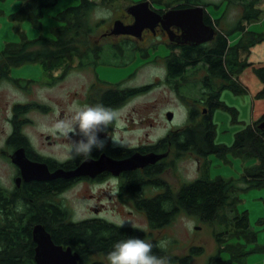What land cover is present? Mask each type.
I'll return each instance as SVG.
<instances>
[{"label": "trees", "instance_id": "1", "mask_svg": "<svg viewBox=\"0 0 264 264\" xmlns=\"http://www.w3.org/2000/svg\"><path fill=\"white\" fill-rule=\"evenodd\" d=\"M56 1L22 0L21 7L12 11L10 17L14 22V28L20 32L21 39L7 42L0 50V82L3 79H10L25 85L29 80L36 79L14 77L10 74L15 66L24 65L27 62L41 64L42 71L49 75L54 68L71 63L73 58L83 61L84 57L87 62H99L104 49L96 42V39L92 44L90 43L95 37L92 33H95V30L102 25L104 19L92 22L90 20L94 9L110 5L112 0L98 2L79 0L74 6H65L55 16L57 23L52 27L51 36L42 33L35 38L28 37L21 28V24L28 21L34 28H42L41 19L45 14L44 8L54 5ZM154 1L161 4L162 0ZM171 1L176 0H168L164 5L167 6ZM222 2L223 0H220L215 5H220ZM263 2L264 0H224L227 8L218 13L216 18L206 10L204 14L211 20L215 19L217 23H221L231 3L241 6L242 12L239 14L241 18L230 25L226 29L228 31L222 32L218 40L208 45L203 52L194 47L187 50V53L179 56L173 54L168 58L172 77H177L182 72L193 71L194 69L186 64L196 63L198 59L203 61L202 65L208 71L201 80L202 88L204 87L201 91L202 96L190 99L185 95L190 103V113L178 131L183 136L181 147L191 148L200 155H204L206 166L209 161L207 156L211 152L223 156L230 151L231 154H239L245 158L253 156L257 162L244 166L243 171L236 177L218 174L210 177L208 174L201 173L195 179L183 181L178 189L170 188L159 197L137 199L145 210L148 225L152 227H160L171 222L180 211L193 214L198 220L213 222L218 219L224 225L228 224L225 230L218 228L214 230L218 239L217 250L207 257L206 264L240 261L250 250L244 247V243L239 238L244 234L248 240L257 236L252 229L249 230L248 211H239L236 206L241 199L237 193L239 189L248 190L252 186L264 185V127H259L260 121L264 119V112L258 119L236 130L235 138L230 145L215 141V122L212 114L215 108L225 106L236 118L238 109L224 102L221 98V90L227 87L232 91L242 92L245 87L238 79V75L246 66L253 67L256 76L264 82V60L252 62L249 59L251 47L264 41V9L259 6ZM191 3L206 5L209 2L183 0L180 6H189ZM244 21L247 22L246 26ZM256 23H261V27L253 29L248 26ZM234 33L239 35L231 39ZM108 46L112 48L113 44L109 43ZM109 56L111 57V53ZM146 56L142 54L141 58ZM261 96H264V84L256 93V97ZM198 101L202 102L206 111L201 112L200 108H197ZM22 106L23 103H16L14 109ZM17 112L23 113V110L19 109ZM198 115L200 116L197 119ZM20 122L21 119H13L15 130L6 141L9 148H16L17 140H21L25 142L26 149L29 150V142L19 128ZM0 155L4 156V152L0 151ZM127 174L125 187H128L129 191L126 190L134 195L139 192L140 187L137 184L139 185L142 181L141 174L138 170L127 172ZM64 184L68 182L61 176L54 180L33 178L31 181H25L22 192H16V187L13 190L7 188L0 180V264H36L34 255L36 242L33 240L32 226L37 221L42 222L51 231L55 242L70 245L72 249L80 253L79 264H99V259L92 258L93 255L90 256L92 253H109L116 242L128 237H137L151 242L154 245L153 253L171 262L188 264L192 256L204 250L202 244L195 243L191 244L188 252L183 255L174 254L168 246L160 249L155 247L160 241L143 235L141 226H138V229L128 225L119 228L104 219L85 220L82 223L68 221L66 207L53 198L58 188ZM231 211H235V214ZM224 252H229L227 258H224Z\"/></svg>", "mask_w": 264, "mask_h": 264}, {"label": "rangeland", "instance_id": "2", "mask_svg": "<svg viewBox=\"0 0 264 264\" xmlns=\"http://www.w3.org/2000/svg\"><path fill=\"white\" fill-rule=\"evenodd\" d=\"M99 1V0H95ZM129 0H112L110 5L102 6L97 9H94L90 22L99 21L104 19L103 23L95 33L99 36L102 32L111 30L113 26V17L116 14V9L114 6L118 3H127ZM131 1V0H130ZM136 1V0H135ZM160 1V0H159ZM168 0L160 1V7L165 4ZM181 3V0L171 1V5H176L178 2ZM209 2L206 4V8L211 12L212 17L216 18L217 14L226 9L224 0L220 5H215L216 2L220 0H204ZM79 0H57L54 5H51L48 8H44V16L42 20V28H34L29 24L28 21L23 22L21 28L26 32L25 34L28 37L35 38L39 34H46V36L52 35V27L56 25L57 21L56 14L60 12L65 6L71 5L74 6L78 3ZM168 3V6H170ZM264 3V2H263ZM260 3L259 6L264 8V4ZM156 4V3H155ZM22 0H0V50L5 46L7 42L19 41L20 32L16 30L13 26L10 14L12 11L21 7ZM119 11V9H118ZM242 12L241 6L236 3H231L227 13L223 16L219 27L223 32L228 30L230 25H233L237 19L241 18L239 14ZM213 21H216L212 18ZM245 26L247 22L244 21ZM251 28H260L261 23H256L255 25H248ZM238 33L231 35V39L234 38ZM98 38L96 42L104 49L103 55L99 58V64L96 65V71L99 73V76L104 80L113 81L114 78L121 75L118 73H113L114 60L109 56L110 47L108 46L111 43L110 35L103 36V38ZM239 35V34H238ZM95 38H92V44ZM256 50H252V54H249V58H257L259 56H264V41L257 45ZM254 48V49H255ZM250 53V52H249ZM94 55H92L93 57ZM91 58V57H90ZM150 58V57H149ZM137 59L138 58H134ZM258 61L264 60V58H258ZM141 61V60H139ZM72 62H78V59L73 58ZM161 64V63H159ZM41 64L34 62H27V64L15 66L10 74L12 76H23V78L35 77L36 79L42 80L41 82H32L28 89H23L18 85H14V82H11L10 79H3L0 82V147L4 144L3 138L8 133V116L10 110L16 100H28L36 99V101H44L49 103V108L47 111H41L40 109H31L28 112V115L32 118L33 121L29 122L26 126V130L31 132V137L35 141V145L38 150L41 152H46L60 158H65L69 156V147L72 143L70 139L64 138L59 134H55L53 143L44 136L45 133H53L51 129L59 120H66L71 116V109L74 105H92L83 100V94L86 89V85L92 81L94 74L92 69L88 68H74L71 69L67 74V77L64 79H57L53 83L50 82V76L48 73L42 71ZM250 70V69H249ZM139 80H143L147 77H153V71L150 67H143L139 71ZM192 73V71H190ZM251 71L245 69L241 75H245ZM250 74V73H249ZM247 75V74H246ZM198 75H194L188 81H181V86L179 91H176L175 87L171 84H159L153 87L152 89L145 91L143 94H140L136 98V102L128 107L127 111H130L131 115L135 117V126L132 131H120L119 133H114L112 127L108 130L107 135L118 136L122 142L127 144H132L133 142L139 140V138L145 137V130H149V133H157L160 129L159 126L161 122L159 121L158 128H153L149 123H142L144 115L146 119L161 117L164 110L167 108H173L177 112V116L169 122L167 117L163 119L165 126H170L172 123H178V126H182L186 121L188 115V105L187 97L194 99L195 97L202 96L201 79ZM136 77L133 79V81ZM240 79V78H239ZM242 84L245 87L242 92L232 91L230 88H223L221 90V98L224 100L228 106H235L238 109V114L236 118L233 117V112L225 106L220 108H215L213 112V120L215 122V141L217 143H226L231 144L235 138V131L240 127L246 126V124L252 120L259 118L260 114L264 112V103L261 100H264V96L256 97L259 98L256 107V113L254 116V105H253V92H252V82L251 78L246 77L242 78ZM186 95V96H185ZM147 104L144 105V103ZM150 103V104H149ZM141 106L140 110L138 105ZM94 105V104H93ZM190 105V103H189ZM197 108H200L201 112H204V105L201 101L197 102ZM133 106H135L133 108ZM138 109V110H137ZM200 115H198L197 119ZM129 118L125 119L127 124H130L132 120ZM142 120V122H141ZM143 126L142 130H139L138 127ZM120 128L119 130H121ZM104 133H101V136H104ZM209 158L208 165L206 166V159L204 155H200L198 152L189 151L183 158L180 160L177 159V163L172 167L168 168L164 173L167 174V178L170 179L171 184L175 183L174 189H178L181 186L180 180H185L188 178L195 179L199 174L204 173L208 174L210 177L215 175H225V176H234L236 177L243 171L244 166H249L257 162L256 158L249 156L248 158L242 157L239 154H231L227 152L223 156L217 155L216 152H211L208 154ZM11 173H13V166L10 163V159L0 155V180L4 185L11 184ZM177 178V179H176ZM181 180V181H182ZM76 186L71 188L69 192V199L71 200L70 205L74 206L79 214H82L87 205L91 202L92 204L98 203L101 204V201H104L106 204V212L109 217L114 218V220H122L126 222H131L136 225H140L143 230L146 228L149 229L147 225V217L143 212L135 210L129 212V205L124 202H120L115 197V191L107 186H96V198L85 200L89 192V187L79 188ZM83 188V189H82ZM238 196H240V201L237 203L236 208L239 211L247 210L249 213L250 229L257 233L256 238L248 240L246 235H242L239 239L244 243V247L250 252L244 255L240 261H228L227 264H264V185L262 186H252L248 190L239 189L237 191ZM113 197V198H112ZM89 201V202H88ZM232 214H235V211H231ZM229 226L228 224H223L219 222L218 219L213 222H206L204 220H198L193 214L179 212L175 218L166 223L162 229L154 230V234L160 241H168L167 246L175 254H185L188 252V248L191 244L203 245L204 250L192 256L188 264H206L207 257L217 250L218 239L214 234V230L226 229ZM243 240V241H242ZM229 252H224V258L228 257ZM108 253L96 254L95 259H99V264H108L107 260ZM166 264H183L181 262H171L166 260Z\"/></svg>", "mask_w": 264, "mask_h": 264}, {"label": "flooded vegetation", "instance_id": "3", "mask_svg": "<svg viewBox=\"0 0 264 264\" xmlns=\"http://www.w3.org/2000/svg\"><path fill=\"white\" fill-rule=\"evenodd\" d=\"M141 1L144 0H129L126 4L122 2L116 4L114 6V8L116 9V14L113 17V22L116 19H119L120 21H122L123 26L133 24L135 14L130 12L128 10V7L131 4H137ZM148 2V7H150L151 9H156L161 13H164L166 9L170 7H181L180 4L182 3H179L178 1L176 2V5H171L170 3V6L168 7H166V5H162V7H160V4L154 0H148ZM203 18L206 24L212 25V28L215 30V32L212 39L201 43L196 42L189 44L187 42H181V25H176L174 23L164 24L160 19L153 22L152 20H148L149 18L144 19L149 22H144V26L141 28L139 35L132 33L123 34V32H120L113 36L109 34L107 30L102 32L100 36L97 33H92L95 36L94 38L96 40L98 39L96 35H98L99 38L110 35L111 39L109 41L111 42V44H113V47H110L109 54L111 53V59L114 60L113 73L116 72L121 75L117 76V78H114L113 81H108L106 79L103 80L99 76V73H97L96 71V65H98L99 62H87L83 57V61L78 58V62L76 63H65L63 67L54 68L51 72V75H49L50 82L48 81V83H53L60 78H66L70 70L74 68L92 69L94 78L86 85V89L83 94V100L92 105L102 104L119 113V120L112 126V129L115 130V134L119 133L120 131H132L136 124L134 118L135 116L131 115L130 111L127 110L128 107L136 102L137 96L143 94L145 91H148L159 84H172L175 87L176 91H179L181 81H189L191 77H194V75L200 76L198 78L202 80L203 77L207 75L208 71L204 67V65H202L203 61L201 59H198V62L196 63L193 62L190 64H186L188 67H192V69H194L192 73L187 71L185 73L182 72L177 77H172V74L169 70V65L171 64L168 61L170 55L175 54V56H179L180 54H183L185 52L187 53V50L193 49L194 47L201 49V51L203 52L208 45L212 44V42L215 43L218 40L220 34L223 32V30H221V28L219 27V23L209 19L205 14L203 15ZM142 54H146L147 56L141 58ZM134 58H138V60ZM143 67H150L151 71H153L154 76L139 80V71ZM135 77L136 79L133 81ZM10 81L14 82V85L16 86L18 85L23 89H28L30 83L34 81L41 82L42 80H29L25 85L22 82L20 83L16 80ZM16 103H23V106L19 108L23 110V113L17 112L19 109H14V105ZM16 103L13 104L12 109L10 110V114L8 116L9 131L3 138L4 145L0 147V151L4 152V157L10 159V163L13 166V173H11L10 176L11 184L7 183V185H5L7 188L13 190L16 187V192H22V185L25 184V181L28 182L27 179L23 178L22 166L14 163L11 157V152L18 149V147L23 148L24 153H26V156L29 159L37 160L38 162H45L47 165H49L51 171H54L55 169H57V167H64L65 170L73 169L75 167H78L80 163H82V161L86 159L82 156L75 159L70 158V156L60 158L58 156H54L38 150L37 146L35 145V141L31 137V132L26 130V126L29 124V122L33 121L30 115H28V112L29 110L34 108L40 109L41 111H47V108L50 107L49 103L44 101H36V99H29V101H23L21 99L16 100ZM146 104L147 101L146 103H144V105ZM144 105H138L139 110L142 108L141 106ZM134 107L135 106H133V108ZM186 108L188 109L189 115V104ZM170 109L174 112H177L173 108H167L166 111L164 110L161 117L146 119V115H144L143 122L141 120L142 123L146 122L151 124L153 128H158L157 124L160 121V129L157 133L152 134L149 133V130H145V137L139 138V140L133 142L132 144L123 142V147L113 146V144L109 141L106 148L102 152L94 151L91 157L87 158V160H95V158H99L102 156L108 160L110 157L120 159V157L131 156L135 152H140V154H146L150 151H153L156 154L162 153V155L157 157L154 161H148L146 165L137 166L132 169H121L118 173L113 172V170L108 167L103 170H93L95 172L87 171L81 174L74 173L70 174V176L57 175V177L54 178L57 179L61 176L68 182V184H64L63 186L58 188V191L56 192V194H54L53 197L56 202H58L63 207H66L65 212L67 213V215H69V217H67L68 221L82 223L85 220L95 221L97 219H104L108 222H110V219L114 220V218H111L107 214H105L106 208L108 207H106L104 201H101V204H92L90 202L87 205V208L84 209L82 214H79L77 209L74 206L70 205L71 200L69 199L68 195L71 191L70 189L79 186L80 184L85 189L86 187H89L87 188L89 189V192L85 200L90 201L91 199L97 197L95 194L96 186L101 185L104 187L108 185L111 191H115V197L117 198V200L129 205V212L139 210L144 214L145 210L142 208V204L138 202V198L142 199L151 196L159 197L160 195L168 192L170 188L174 189L173 187L175 186V183H173L172 185L170 179L167 178V174L164 172L168 168H172L177 163V159L180 160L186 154H188L189 151L193 152V150L191 148L183 149V147H181L183 136L182 134H180V132H178L181 128V126H178V123L174 122L170 126H165L163 119L167 117V112ZM129 116H131L130 119L132 120V122H130V124H127L125 119L129 118ZM175 116H177V113H175L174 116L170 118V120H167L169 122H173L172 120ZM13 119H21L19 128L22 129V135H24L26 140H28L29 142V150L26 149V146L24 144L25 142L21 140H17L18 146L16 148H9L10 146H8L6 140L8 136L15 130L13 126ZM120 128L122 129L119 130ZM142 128L143 126L138 127L139 130H142ZM44 136L51 143L56 140L54 139V133L47 132L44 134ZM134 170H138L140 172L142 181L140 180L141 183L139 185L137 184V186L140 187L138 189L139 192H136L133 195L132 192H130L131 194L128 192L129 189L128 187H125V182L128 179L127 172H132ZM19 175L21 177L19 178L20 180L18 182L17 177ZM181 180L180 182L182 183L186 179L182 181ZM81 186L79 188H81ZM125 225L128 224L126 223ZM165 225L166 224H163L160 227H152L151 225H149V229L146 228V230H143V235L148 236V238L157 239V241H160V239L155 236L154 230L162 229V227H164ZM137 226L140 227V225ZM96 254L98 253H92L90 256L93 255L92 258H94Z\"/></svg>", "mask_w": 264, "mask_h": 264}, {"label": "water", "instance_id": "4", "mask_svg": "<svg viewBox=\"0 0 264 264\" xmlns=\"http://www.w3.org/2000/svg\"><path fill=\"white\" fill-rule=\"evenodd\" d=\"M148 3V0H144L137 4H131L128 10L135 14L134 23L123 26L122 21L116 19L111 30H108V33L113 36L120 32H123V34L132 33L139 35L141 28L144 26V22H149L144 19L149 18L148 20H152V22L160 19L164 24L174 23L181 25V42H187L189 44L201 43L213 38L215 30L212 28V25L206 24L203 18L206 5L191 3L189 6H181L178 8L170 7L164 13H161L156 9L148 7ZM204 111H206V108H204ZM174 114V111L170 109L167 112V119L170 120ZM260 126L264 127V119L260 121ZM160 155L162 153L156 154L150 151L146 154L135 152L131 156L120 157V159L110 157L107 160L101 156L95 158V160L85 159L78 167L70 170H65L64 167H57V169L51 171L49 165L45 162L29 159L21 147L11 152L13 162L22 166V175L27 181L32 180V178L45 180L49 178L54 179L57 175L70 176V174L74 173L95 172L93 170H103L108 167L113 172L118 173L121 169H132L137 166H144L148 161H154ZM20 177V175L17 177L18 182ZM32 232L33 240L36 242L34 250L36 264H79L80 253L76 249H72L70 245L55 242L51 236V231L42 222L37 221L33 223Z\"/></svg>", "mask_w": 264, "mask_h": 264}, {"label": "clouds", "instance_id": "5", "mask_svg": "<svg viewBox=\"0 0 264 264\" xmlns=\"http://www.w3.org/2000/svg\"><path fill=\"white\" fill-rule=\"evenodd\" d=\"M207 10V8H206ZM206 12V11H205ZM119 120V113L102 104L74 105L71 116L59 120L51 129L54 134L70 139L69 156L90 158L94 151L102 152L109 141L113 146L123 147L118 136L107 135L108 130ZM104 133V136H101ZM117 227L128 226L138 229L136 224L122 220H111ZM168 241H160L155 247L165 249ZM154 245L141 238L128 237L116 242L107 255L108 264H166V260L153 253Z\"/></svg>", "mask_w": 264, "mask_h": 264}, {"label": "crops", "instance_id": "6", "mask_svg": "<svg viewBox=\"0 0 264 264\" xmlns=\"http://www.w3.org/2000/svg\"><path fill=\"white\" fill-rule=\"evenodd\" d=\"M264 4V3H263ZM262 7V6H261ZM263 8V7H262ZM264 9V8H263ZM261 43V42H260ZM260 43H257L256 44V46H254V47H251V50H250V53L249 54H251V55H253L252 54V50H256L257 48H255V47H257V45H259ZM255 48V49H254ZM264 52V51H263ZM258 58H264V56H259V57H257V58H249L250 60H252V62H257L259 59ZM245 69H247V71H251V72H249V73H246L245 75H241V73L245 70ZM245 69L238 75V79L242 82L243 80H242V78L243 79H245L246 77H248V78H251L252 80H253V82H252V84H251V86L253 87L252 88V92H253V97H254V100H253V105H254V113L252 114V116H254L255 115V113H256V107H257V102H258V99L259 98H256V93H257V90L260 88V87H262L263 86V84H264V82L262 81V79H260L259 77H257L256 76V73L254 72V70H253V67H251L250 65L249 66H246L245 67ZM250 69V70H249ZM261 101H263V103H264V100H261Z\"/></svg>", "mask_w": 264, "mask_h": 264}]
</instances>
